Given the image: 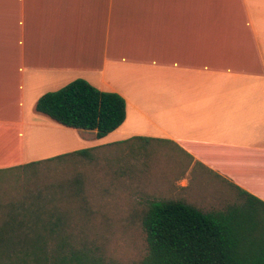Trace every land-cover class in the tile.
Returning <instances> with one entry per match:
<instances>
[{
    "label": "crops",
    "instance_id": "crops-1",
    "mask_svg": "<svg viewBox=\"0 0 264 264\" xmlns=\"http://www.w3.org/2000/svg\"><path fill=\"white\" fill-rule=\"evenodd\" d=\"M75 78L125 99L120 126L96 138L35 109ZM83 141L162 143L181 188L198 165L264 200V0H0V169Z\"/></svg>",
    "mask_w": 264,
    "mask_h": 264
},
{
    "label": "trees",
    "instance_id": "trees-1",
    "mask_svg": "<svg viewBox=\"0 0 264 264\" xmlns=\"http://www.w3.org/2000/svg\"><path fill=\"white\" fill-rule=\"evenodd\" d=\"M35 109L55 124L94 131L101 138L124 121L126 102L117 92L75 78L40 95ZM92 148L0 169V173L32 170L42 161L70 155L86 157ZM82 181L78 175L62 179L60 185L44 186L45 192L26 190L0 205L6 209L0 220V264H106L102 249L81 234L71 221L70 207L62 205L63 198L76 200L74 193ZM230 184L236 200L218 209L202 210L182 199L151 201L141 221L146 251L133 264H264V200Z\"/></svg>",
    "mask_w": 264,
    "mask_h": 264
},
{
    "label": "rangeland",
    "instance_id": "rangeland-1",
    "mask_svg": "<svg viewBox=\"0 0 264 264\" xmlns=\"http://www.w3.org/2000/svg\"><path fill=\"white\" fill-rule=\"evenodd\" d=\"M87 142L75 148L89 147ZM186 163L174 149L157 142L95 147L86 157L70 155L63 160L42 161L32 170L1 172L0 205L26 190L45 192L44 186L60 185L62 179L78 175L83 186H77L76 200L62 199V205L70 207L71 221L88 241L102 249L106 264H133L146 251L141 221L151 201L182 199L199 209L211 210L236 200L230 182L198 165L184 179L185 188L172 182L183 174ZM5 215V207L0 206V220Z\"/></svg>",
    "mask_w": 264,
    "mask_h": 264
},
{
    "label": "bare ground",
    "instance_id": "bare-ground-1",
    "mask_svg": "<svg viewBox=\"0 0 264 264\" xmlns=\"http://www.w3.org/2000/svg\"><path fill=\"white\" fill-rule=\"evenodd\" d=\"M53 132H54V131H53ZM59 134H60V133H59ZM59 134L56 135V134L54 133L53 135L58 136ZM61 135H62V134H61Z\"/></svg>",
    "mask_w": 264,
    "mask_h": 264
}]
</instances>
